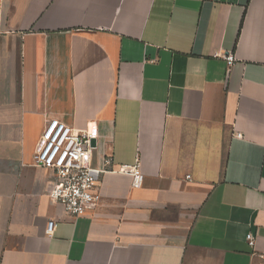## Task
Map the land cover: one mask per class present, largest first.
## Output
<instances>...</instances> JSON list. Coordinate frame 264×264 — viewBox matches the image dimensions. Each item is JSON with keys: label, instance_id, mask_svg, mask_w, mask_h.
Masks as SVG:
<instances>
[{"label": "crops", "instance_id": "crops-1", "mask_svg": "<svg viewBox=\"0 0 264 264\" xmlns=\"http://www.w3.org/2000/svg\"><path fill=\"white\" fill-rule=\"evenodd\" d=\"M55 119L142 185L66 214L33 159ZM0 264H264V0H0Z\"/></svg>", "mask_w": 264, "mask_h": 264}, {"label": "built area", "instance_id": "built-area-1", "mask_svg": "<svg viewBox=\"0 0 264 264\" xmlns=\"http://www.w3.org/2000/svg\"><path fill=\"white\" fill-rule=\"evenodd\" d=\"M217 55L222 56L228 65L234 61L231 53ZM91 139L88 130L75 129L57 119L49 120L33 158L35 166L53 174L47 191L49 198L72 218L84 216L98 205L101 195L97 190V180L104 173L129 174L133 188L140 187L144 179L138 159L133 164H113L111 157H107L103 166L93 167L89 163ZM55 227V221L49 220L46 235L51 236ZM247 239L250 245L254 244L253 236L249 234Z\"/></svg>", "mask_w": 264, "mask_h": 264}, {"label": "water", "instance_id": "water-1", "mask_svg": "<svg viewBox=\"0 0 264 264\" xmlns=\"http://www.w3.org/2000/svg\"><path fill=\"white\" fill-rule=\"evenodd\" d=\"M91 146H95V140L93 138L91 139Z\"/></svg>", "mask_w": 264, "mask_h": 264}]
</instances>
